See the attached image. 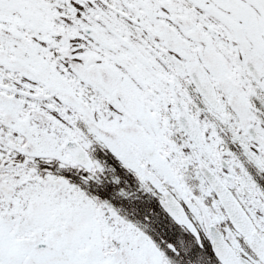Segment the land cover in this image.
<instances>
[{
	"label": "snow or ice",
	"instance_id": "snow-or-ice-1",
	"mask_svg": "<svg viewBox=\"0 0 264 264\" xmlns=\"http://www.w3.org/2000/svg\"><path fill=\"white\" fill-rule=\"evenodd\" d=\"M0 264H264V0H0Z\"/></svg>",
	"mask_w": 264,
	"mask_h": 264
}]
</instances>
